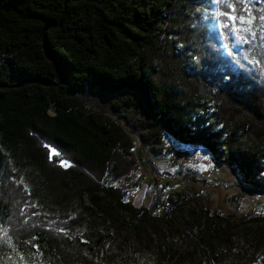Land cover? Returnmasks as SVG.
I'll return each instance as SVG.
<instances>
[{"label":"trees","instance_id":"obj_1","mask_svg":"<svg viewBox=\"0 0 264 264\" xmlns=\"http://www.w3.org/2000/svg\"><path fill=\"white\" fill-rule=\"evenodd\" d=\"M229 4L264 27V0H0V264H264V213L159 215L114 184L168 134L264 193V40L233 51Z\"/></svg>","mask_w":264,"mask_h":264},{"label":"rangeland","instance_id":"obj_2","mask_svg":"<svg viewBox=\"0 0 264 264\" xmlns=\"http://www.w3.org/2000/svg\"><path fill=\"white\" fill-rule=\"evenodd\" d=\"M133 3L137 6V0ZM173 26L171 21L160 22L148 37L153 42H162L167 36L172 37L170 27ZM132 29L141 32L139 28ZM49 112L54 113V110L51 108ZM46 146L52 161L63 167L71 165L54 147ZM163 149L161 153H152L148 147L138 148L137 166L128 177L114 182L123 188L127 201L138 207L152 208L159 215L177 202L185 208L206 202L212 211L226 216L240 217L254 211L264 213V195L253 201V192L246 187L239 171L216 164L207 149L181 143L168 134L164 135ZM178 152L185 153L181 162L176 160Z\"/></svg>","mask_w":264,"mask_h":264},{"label":"snow or ice","instance_id":"obj_3","mask_svg":"<svg viewBox=\"0 0 264 264\" xmlns=\"http://www.w3.org/2000/svg\"><path fill=\"white\" fill-rule=\"evenodd\" d=\"M240 5L250 3V0H237ZM231 8L230 12H224L225 17L223 27L230 29V34L233 35V51L238 52L244 45L249 44L250 41H256L257 39L264 40V27L259 32L254 30V25L257 23V18L252 15L251 10L246 7H240L229 4ZM238 13V14H237ZM259 22L264 25V15L259 16ZM213 22V27H214ZM253 75L264 76V70H251ZM207 160L208 157L205 156ZM204 170H207L206 168Z\"/></svg>","mask_w":264,"mask_h":264},{"label":"built area","instance_id":"obj_4","mask_svg":"<svg viewBox=\"0 0 264 264\" xmlns=\"http://www.w3.org/2000/svg\"><path fill=\"white\" fill-rule=\"evenodd\" d=\"M185 155V153H183V152H178L177 154H176V160H178V161H180L181 162V159H182V157ZM252 200L253 201H255V200H257L259 197H260V195H264V193L263 192H260V191H258V190H256V189H252Z\"/></svg>","mask_w":264,"mask_h":264}]
</instances>
